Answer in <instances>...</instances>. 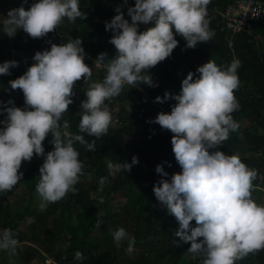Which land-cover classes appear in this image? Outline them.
Instances as JSON below:
<instances>
[{"label": "clouds", "instance_id": "9594fccd", "mask_svg": "<svg viewBox=\"0 0 264 264\" xmlns=\"http://www.w3.org/2000/svg\"><path fill=\"white\" fill-rule=\"evenodd\" d=\"M26 3L27 0H24ZM211 0H135L124 18L121 9L106 22V30L113 33L110 44L117 55L106 61V53L98 56L95 63L106 68L102 82L92 81L93 70L84 62L82 40L70 39L59 46L37 52L35 63L19 78L10 81L12 90H21L25 107H6L7 119L0 128V192L11 191L23 177L19 172L23 161H31L34 154L44 156L43 141L52 134L54 150L47 153L39 169L36 193L40 208L76 194V185L85 175V165L79 159L75 142L95 151V140L88 142L83 135L69 133V122L64 120L75 95L77 81L88 84L82 102L79 132L99 139L105 136L113 124V117L105 103L118 97L125 85L153 84L144 74L148 69L169 58L178 46L175 35L181 36L186 48L194 49L200 43L210 42L215 32L210 28L207 6ZM127 3V0H125ZM80 10V0H38L29 10L23 5L8 12L3 20V31L13 38L23 30L33 39L54 32L67 19L74 23L86 18ZM153 24L139 32V24ZM16 61L0 65V75H9ZM239 61H233L226 69L209 60L197 68L199 77L189 73L182 81L179 95L169 98L177 101L170 114L160 113L153 123L173 133L171 140L175 159L182 173L161 179L153 192L168 213L175 217L179 227L174 235L184 243L191 244L188 252L202 256V264H237L249 254L264 250V204L257 203L253 193L260 176L257 169L248 167L238 154L228 155L217 149L238 131L240 125L233 118L240 104L235 92L240 88L237 73ZM63 123L61 125V121ZM133 156L131 164L107 162L109 175L131 171L138 164ZM171 165H169L170 167ZM155 171L167 177L162 166ZM107 177L99 180L101 190ZM103 203V199L100 200ZM195 221L196 226L192 227ZM29 223H34L29 219ZM103 223L97 220V227ZM17 234L11 229L0 233V250L17 254ZM202 238V239H201ZM119 247L127 240V254L134 252L135 238L123 228L113 233ZM175 243V241H173ZM75 259L83 260L77 251Z\"/></svg>", "mask_w": 264, "mask_h": 264}, {"label": "trees", "instance_id": "16d2710c", "mask_svg": "<svg viewBox=\"0 0 264 264\" xmlns=\"http://www.w3.org/2000/svg\"><path fill=\"white\" fill-rule=\"evenodd\" d=\"M231 1L211 0L207 6L210 28L215 32L210 42L200 43L191 49L186 48L181 36L175 35L178 46L172 55L144 73L151 77L156 86L143 83L135 87L125 85L118 97L105 102L112 114L113 124L108 133L99 139L79 132L82 108L78 109L77 106L87 97L86 82L83 78L76 82L73 91L77 97H72L75 100L63 119L69 122L70 134L83 135L88 142L95 140L96 147L95 151H87L79 142L74 143L80 153L79 159L85 165V175L76 185L78 192L69 193L61 201L48 204L44 211L39 210L40 198L36 193V185L42 164L38 159L54 150L53 136L49 133L42 143L44 156L34 154L31 161H23L19 169L23 173L21 181L11 191L0 192V233L4 229H11L17 234L19 243L32 240L42 244L57 263L122 264L121 258L127 254V240L118 247L113 233L123 227L136 241V258L131 264H202V256L188 252L190 242L184 243L174 235L179 225L154 195L153 188L161 179L170 182L171 176L182 173V169L172 151L173 133L152 121L160 113L170 114L177 103L171 98L164 103H156V97L163 99L166 92L170 97L179 95L182 81L190 72L195 74V80L199 77L197 68L210 59L225 69L233 61H239L237 73L240 88L235 96L240 109L233 113V118L240 127L238 131L230 133L223 145L210 151L240 154L242 162L264 176V22L249 32L236 35L222 30L223 12ZM22 5L25 10L30 9V2L0 0V65L17 62V67L11 68L9 75H0L2 118H7L6 107H25L22 91L12 90L9 82L22 76L35 63V54L50 51L52 44L59 46L70 39L80 38L85 51L84 62L93 70L92 81L102 82L106 68L95 63L98 56L106 53L107 61L117 55L114 45L109 43L113 33L106 30V22L110 23L118 14L116 8L119 7L124 18L131 23L127 12L129 7L135 6V0H127V3L125 0H80V10L87 14L85 19L77 18L74 23L65 19L58 29L43 38L33 39L23 30H18L13 38H9L3 31L1 15L7 9ZM153 26L151 23L139 24L138 31L143 32ZM15 51L23 55L15 56ZM128 88L136 90L132 101L135 109L129 113L117 109L118 105L122 106L117 100L124 99ZM144 95L149 98V102L143 106L145 112L140 118L141 106L138 101ZM9 100L13 105L8 104ZM244 120L251 123L247 129L242 127ZM3 127L0 125V128ZM133 156L138 158L139 163L133 165L130 172L120 171L114 176L109 175L108 161L131 164ZM158 165L168 173L167 177H161L155 171ZM89 175L94 176V181H87ZM102 177H107V182L101 190L99 180ZM254 183L264 190V182L259 178ZM21 186L25 192L17 201L16 192ZM30 218L34 223L28 222ZM98 219L103 221L100 227L96 226ZM102 226L106 227L109 234L103 232ZM195 226L193 221L192 227ZM57 246L60 248L55 252ZM77 251L83 253V260L75 259ZM237 264H264V250L249 254Z\"/></svg>", "mask_w": 264, "mask_h": 264}, {"label": "built area", "instance_id": "2783aa9c", "mask_svg": "<svg viewBox=\"0 0 264 264\" xmlns=\"http://www.w3.org/2000/svg\"><path fill=\"white\" fill-rule=\"evenodd\" d=\"M24 1V0H23ZM30 7L38 0H27ZM223 29L236 35L242 32H249L257 24L264 22V0H232L223 12ZM149 98L144 95L138 101L140 108V118H143L145 112L144 105L148 104ZM78 109L81 108L79 104ZM148 123V120H146Z\"/></svg>", "mask_w": 264, "mask_h": 264}, {"label": "rangeland", "instance_id": "374dc122", "mask_svg": "<svg viewBox=\"0 0 264 264\" xmlns=\"http://www.w3.org/2000/svg\"><path fill=\"white\" fill-rule=\"evenodd\" d=\"M11 9H7L6 12H4V14L1 15V18L4 20V18H7V14L8 12L10 11ZM14 55L15 56H22L23 54L21 52H18V51H15L14 52ZM85 90L87 89L88 87V84L86 83V86H85ZM134 92H136V90H133V89H129L126 91V94L124 95V99L123 98H120L119 100L117 101H120V105L122 106H119L117 107L118 110H122V111H125V112H133L135 107L133 106L132 104V101L133 99L135 98V95H134ZM85 95V94H84ZM74 97H77V94L74 95ZM73 100H75V98H73ZM7 118H2L0 117V121L3 122L5 121ZM243 124V129H247L250 127L251 123L249 122V120H244V122L242 123ZM1 126H4L3 123H0ZM239 156H242L239 154ZM46 155L44 157H42L41 159H38L39 162L43 165L44 163V159H45ZM87 181L90 182V181H94V176L93 175H89L88 178H87ZM262 183L264 182V180H261ZM24 192H25V188L23 186H21L17 192H16V196H15V200L19 201V198H21L23 195H24ZM253 196L256 200H258L257 203H262L264 204V190L262 188H259L257 187V190L253 193ZM14 200V201H15ZM16 201V202H17ZM40 205V203L38 204ZM39 210L40 211H44L45 209H41L40 206H39ZM28 225L26 224L25 227H27ZM24 227V228H25ZM103 227V232L107 235L109 234V231L106 229V227L102 226ZM124 256L121 258V263L122 264H131V261L133 259L136 258V251H134L131 255H127V254H123Z\"/></svg>", "mask_w": 264, "mask_h": 264}, {"label": "crops", "instance_id": "0c3cea01", "mask_svg": "<svg viewBox=\"0 0 264 264\" xmlns=\"http://www.w3.org/2000/svg\"><path fill=\"white\" fill-rule=\"evenodd\" d=\"M26 230V229H25ZM27 232V231H26ZM56 247L55 252L59 250ZM17 254L9 256V253L0 250V264H65L57 263L52 254H49L42 244L32 240L18 243Z\"/></svg>", "mask_w": 264, "mask_h": 264}]
</instances>
